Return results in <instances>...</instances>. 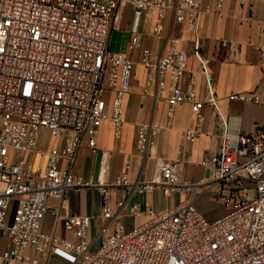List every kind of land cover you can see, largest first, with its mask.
<instances>
[{
  "label": "built area",
  "instance_id": "obj_1",
  "mask_svg": "<svg viewBox=\"0 0 264 264\" xmlns=\"http://www.w3.org/2000/svg\"><path fill=\"white\" fill-rule=\"evenodd\" d=\"M225 1L0 0V232L9 239L0 251V264H48L52 255L68 264H264V129L243 130L237 118L225 116L210 59L201 52V19L207 13L221 15ZM124 7L133 9L131 46L141 45L144 18H153L154 34L165 39L159 57L142 48L140 62L148 70L145 92L162 96L167 86L163 76L168 75L171 108L188 103L200 115L210 106L226 131L220 151L203 162L211 169L209 180H181L178 161L159 160L150 180L131 182L121 174L98 184L104 200L101 215L116 228L93 248L87 239L91 217L68 214L66 199L73 187L95 185L78 178L72 168L82 139L95 151L96 135L106 120L114 123L115 136L122 132L123 99L135 64L126 53L112 54L108 41ZM169 14L173 23L185 24L194 34L196 69H189L180 37L165 32ZM256 50L264 61V38ZM200 75L206 82L204 99L195 88ZM228 99L258 101L259 96L233 92ZM45 130L65 144L40 147ZM154 130L151 122L139 125L141 154H147ZM200 134L198 127L183 132L189 141ZM29 156L46 157V166L30 162ZM209 182L216 188L213 199L226 209L213 220L194 204L197 191ZM112 186L189 195L160 212L134 203L131 213H146L148 220L125 231L108 201ZM48 213L54 226L62 221L75 240L42 231Z\"/></svg>",
  "mask_w": 264,
  "mask_h": 264
},
{
  "label": "crops",
  "instance_id": "obj_2",
  "mask_svg": "<svg viewBox=\"0 0 264 264\" xmlns=\"http://www.w3.org/2000/svg\"><path fill=\"white\" fill-rule=\"evenodd\" d=\"M132 22L133 9L124 7L120 23L112 30L108 41L109 51L113 48L117 54L126 53L135 64L129 90L123 99L121 135L115 136V125L111 120L104 121L96 135V150L93 151L87 138H83L72 162L78 178L95 183L93 186L69 189L66 199L68 214L91 217L87 239L93 248L116 228L114 221L101 215L104 200L98 184L112 182L121 174L127 175L131 182L150 180L157 174L159 160L178 161L181 180H209L211 169L203 162L220 151L226 131V124L214 115L210 106H205L200 115L193 112L188 103L171 108L168 101L171 80L168 75L163 76L167 86L162 96H155L153 91L150 94L145 92L148 70L140 62L142 48H149L155 57H159L164 52L165 39L154 34L153 18H144L139 32L141 45L131 46ZM165 32L180 37L188 67L196 69L199 63L193 54L194 34L186 29L185 24L173 23L172 14L166 18ZM199 33L201 52L210 59L215 90L221 99L220 105L225 116L237 118V124L243 130L264 129V61L256 50V45L264 38V0H226L221 15L207 13L202 17ZM223 41H227L228 45L223 46ZM183 83H186V79ZM195 88L198 97L204 99L206 82L203 76L198 77ZM233 92L255 93L259 100H229L228 96ZM145 122H151L155 130L147 154H141L137 147L138 128ZM196 127L201 131L200 136L194 141L187 140L183 136L184 130ZM43 134L48 137L44 146L41 144ZM43 134L39 140L40 147L58 148L65 144L64 138H54L47 130ZM29 161L44 167L47 164L46 157L40 156H29ZM215 191V185L209 182L197 191L194 199L197 209L209 220L216 219L225 211L223 204L213 199ZM188 195L185 192L166 195L161 190L131 191L127 186H112L108 201L113 212L120 214L124 230L130 231L148 220L146 213L142 216L131 213L134 203H138L145 211L150 207L160 212L178 205ZM121 201L125 202L122 207L119 204ZM50 202L54 204L56 200L51 199ZM208 212L214 214L208 217ZM42 231L75 240L73 232L66 230L62 221L54 226L52 213L46 214L43 219ZM3 235L0 232V251L9 244L8 237ZM30 251L35 257L40 256L34 249ZM48 264L68 263L52 255Z\"/></svg>",
  "mask_w": 264,
  "mask_h": 264
},
{
  "label": "rangeland",
  "instance_id": "obj_3",
  "mask_svg": "<svg viewBox=\"0 0 264 264\" xmlns=\"http://www.w3.org/2000/svg\"><path fill=\"white\" fill-rule=\"evenodd\" d=\"M110 52L112 53V54H117V53H115L114 52V50H113V48H110ZM47 141H48V137L46 136V134H43V136H42V141H41V144L44 146V145H46V143H47ZM217 209H220V207H218ZM225 209V208H224ZM213 212H215V211H213ZM213 212H208L206 215H208V217L210 216V215H212V214H214ZM218 213V212H217ZM224 213H226V209H225V211H224ZM223 213V214H224ZM222 214V215H223ZM221 214H220V216H222ZM219 216V217H220ZM218 218V217H217ZM208 219V218H207ZM3 236H5V235H3ZM9 263L8 264H17L16 262L17 261H14V260H10V261H8ZM6 264V263H5Z\"/></svg>",
  "mask_w": 264,
  "mask_h": 264
}]
</instances>
